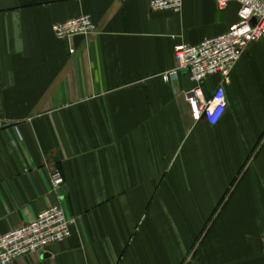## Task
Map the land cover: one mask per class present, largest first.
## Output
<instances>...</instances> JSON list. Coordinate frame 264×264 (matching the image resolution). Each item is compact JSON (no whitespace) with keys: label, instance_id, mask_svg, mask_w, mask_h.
I'll use <instances>...</instances> for the list:
<instances>
[{"label":"crops","instance_id":"0c3cea01","mask_svg":"<svg viewBox=\"0 0 264 264\" xmlns=\"http://www.w3.org/2000/svg\"><path fill=\"white\" fill-rule=\"evenodd\" d=\"M151 1L0 0V235L56 204L75 220L10 264H264V40L221 120H196L175 47L226 33L240 4ZM82 15L96 30L67 45L53 27Z\"/></svg>","mask_w":264,"mask_h":264},{"label":"built area","instance_id":"2783aa9c","mask_svg":"<svg viewBox=\"0 0 264 264\" xmlns=\"http://www.w3.org/2000/svg\"><path fill=\"white\" fill-rule=\"evenodd\" d=\"M231 1L240 4L238 21L219 36L193 45L178 44L175 47L176 66L169 73L175 78L181 71L189 69L190 78L195 83V87L187 93L192 115L196 120L205 118L212 125L221 120L228 106L225 85L230 83L236 64L251 43L264 40V0H218V5L225 8ZM182 6L183 0L151 1L154 10L179 12ZM53 29L57 37L71 40L77 35L94 33L96 24L90 15H82L56 23ZM215 74L221 76V82L207 98L204 84ZM64 183L63 172L55 169L52 173L54 190ZM74 223L75 220L67 216L61 204L47 208L32 222L0 235V264H10L19 257L35 255L47 246L65 240L72 234ZM262 242L264 244V231Z\"/></svg>","mask_w":264,"mask_h":264},{"label":"water","instance_id":"95a60500","mask_svg":"<svg viewBox=\"0 0 264 264\" xmlns=\"http://www.w3.org/2000/svg\"><path fill=\"white\" fill-rule=\"evenodd\" d=\"M65 41H66L67 45H70V44H69V40L66 39ZM69 47H70V46H69ZM188 71H189L188 68L184 70V72H188ZM57 191H58V194H60V195H64V194L66 193V191H67V187H66V186H62V187H60Z\"/></svg>","mask_w":264,"mask_h":264}]
</instances>
